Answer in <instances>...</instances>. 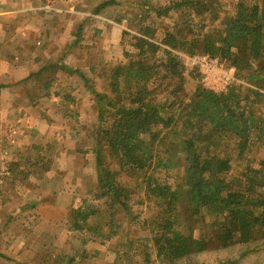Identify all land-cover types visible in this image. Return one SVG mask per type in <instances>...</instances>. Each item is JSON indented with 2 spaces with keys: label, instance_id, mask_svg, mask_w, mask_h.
<instances>
[{
  "label": "trees",
  "instance_id": "16d2710c",
  "mask_svg": "<svg viewBox=\"0 0 264 264\" xmlns=\"http://www.w3.org/2000/svg\"><path fill=\"white\" fill-rule=\"evenodd\" d=\"M87 5L80 24L96 28L115 12L133 14L130 20L138 24L134 47L124 50L127 62L110 69L108 94L96 92L99 118L91 134L97 180L91 182L106 208L76 198L71 229L105 237V243L117 235V209L133 213L130 188L116 176L108 155L112 150L120 170L152 174L144 186L155 205L149 239L156 257L145 251L138 264H242L248 258L264 264V158L248 155L255 147L264 149V0H89ZM195 26L208 30L195 32ZM81 27L74 33L81 35ZM190 44L222 55L238 81L225 93L208 91L178 52ZM60 56L65 60L67 51ZM57 65L90 81L68 64ZM213 131L228 137L223 148L211 142ZM43 159L42 154L27 162L29 177ZM20 162L17 158L11 167L15 174ZM184 206L207 226L185 234ZM198 238L214 241L226 258L207 261ZM120 253L116 261L134 257L128 249ZM86 255L85 249L75 250L67 262Z\"/></svg>",
  "mask_w": 264,
  "mask_h": 264
},
{
  "label": "rangeland",
  "instance_id": "374dc122",
  "mask_svg": "<svg viewBox=\"0 0 264 264\" xmlns=\"http://www.w3.org/2000/svg\"><path fill=\"white\" fill-rule=\"evenodd\" d=\"M88 1L63 0L64 5L59 12L64 26L74 28V32H77V26H82L81 35L73 32L69 36L65 33L63 49L67 51L68 57L65 56L61 64L78 69L90 81L84 82L80 74L59 65L53 72L48 70V75L38 76L40 80L44 77L51 78L50 84L40 88L38 85L32 86L29 96L44 100L36 105H39L37 109L40 115L48 118L44 123L50 125L47 128L49 132L34 133L32 140H38L37 147H30L23 152L19 150L16 154L20 163H24L26 170L29 168L27 162H33L43 154L44 159L38 161L42 166L34 167L35 171L26 183L13 180L8 182L5 179L10 174L9 167L4 164L5 159L0 162V206L5 208V211L0 212V264H131L136 260L135 264H138L144 260L145 251L156 255L153 243L149 239L155 205L146 199L144 186L145 180L150 179L152 174L145 178L140 173L120 170L117 164L118 154L112 150H108V155L114 162L116 176H122L130 188L129 198L135 205L133 213L117 209L118 221L113 227L117 235L105 243L103 242L105 237L97 235L92 237L90 235L92 233H80L79 230L71 229L74 222L73 202L76 198L80 200L88 197L91 198L93 205L96 204L102 210L106 208L101 207L105 204L101 191L91 182L97 180V155L92 151L94 147L92 142L96 136L91 134L99 118L100 107L96 92L108 94L110 69L127 62L124 50L134 47L138 24L137 20L132 23L130 19L133 14L128 12H122L125 17L123 21L120 19L122 14L115 12L113 20L99 21L96 28L93 23L80 24L88 14L82 10L88 6ZM126 8L129 9L128 6ZM128 21L131 23L128 24ZM193 30L200 32L208 28L195 26ZM76 64L81 67H77ZM55 98L58 101H54ZM41 123L44 124L43 120ZM210 140L215 148L221 149L227 144L228 137L213 131ZM149 147H152V143H149ZM248 155L253 158H264V149L255 147ZM50 172L52 176L49 175ZM57 177L61 179L60 182L56 181ZM53 188H56L58 193L45 195ZM35 196L41 198L39 203ZM7 212L14 215L9 214L11 217L8 218ZM110 212L104 211V215ZM183 212L180 224L185 234L207 226L206 223L196 221L185 206ZM138 213L140 218L136 219ZM204 242L198 238L197 244L199 243L200 249L205 252L207 261H217L220 255L226 258L227 253H220L214 241ZM78 249H85L87 255L79 256L76 263L67 262ZM126 249L134 252V257L116 261L117 254L124 253ZM231 255H238V252ZM253 261L248 258L242 264H252Z\"/></svg>",
  "mask_w": 264,
  "mask_h": 264
},
{
  "label": "crops",
  "instance_id": "0c3cea01",
  "mask_svg": "<svg viewBox=\"0 0 264 264\" xmlns=\"http://www.w3.org/2000/svg\"><path fill=\"white\" fill-rule=\"evenodd\" d=\"M63 5V0H0V162L5 159L9 167L10 174L5 179L8 182L30 180L24 163L16 174L11 169L17 161L16 151L37 147L38 140H32L34 133L49 132L50 125L44 123L48 118L40 115L36 105L44 100L32 98L29 93L32 86L50 84L51 78L37 77L57 68L60 51L65 48V33L70 36L75 30L61 23L59 10ZM82 71L86 73L83 68ZM56 188L45 195L58 193ZM1 211H5L3 206Z\"/></svg>",
  "mask_w": 264,
  "mask_h": 264
},
{
  "label": "built area",
  "instance_id": "2783aa9c",
  "mask_svg": "<svg viewBox=\"0 0 264 264\" xmlns=\"http://www.w3.org/2000/svg\"><path fill=\"white\" fill-rule=\"evenodd\" d=\"M178 52L185 67L197 71L202 85L208 91L225 93L238 81L235 68L228 66L220 54L204 52L191 44L181 46Z\"/></svg>",
  "mask_w": 264,
  "mask_h": 264
}]
</instances>
